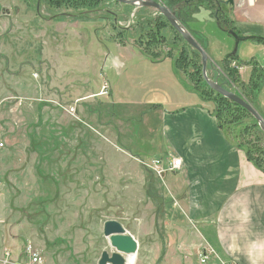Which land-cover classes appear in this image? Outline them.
<instances>
[{
	"label": "rangeland",
	"instance_id": "1",
	"mask_svg": "<svg viewBox=\"0 0 264 264\" xmlns=\"http://www.w3.org/2000/svg\"><path fill=\"white\" fill-rule=\"evenodd\" d=\"M27 1L0 0V264L5 251L22 260L27 245L39 253L42 264H97L102 252H115L102 234L106 221L118 222L135 240V264H196L201 255L214 254L205 246L194 252L170 248L179 245L172 232L183 225L184 207L173 205L165 181L130 155H141L127 144L138 142L139 136L135 141L130 133L141 131L137 117L142 110L125 112L132 121L121 119L104 81L126 72L120 85H131L129 78L140 61L126 69L135 63L129 58L136 52L153 61L171 54L174 63L184 47L195 50L149 7L102 0L96 10L84 13ZM154 1L164 5L165 0ZM254 1L248 10L264 11V0ZM232 6H225L228 19L241 14L235 15ZM199 7L216 14L204 3ZM203 15L193 16V28L216 41L207 42L208 50H218L222 41L232 53L234 39L220 32L216 22L206 25ZM160 18L166 26L158 24ZM185 31L201 47L202 39ZM253 46L252 41L239 44L240 62L260 55L259 48L249 54L243 50ZM110 64L113 71L108 72ZM176 70L192 86L197 73L190 67L184 74ZM151 73L154 69L147 75ZM140 83L137 79L135 88ZM263 88L259 103L248 104L264 121ZM147 115L155 119L151 112ZM246 122L229 132V140L241 142L244 155L250 146L253 159L264 168V150L259 148L264 134L258 124V141L248 133L238 137ZM144 150L151 153L149 147Z\"/></svg>",
	"mask_w": 264,
	"mask_h": 264
},
{
	"label": "crops",
	"instance_id": "2",
	"mask_svg": "<svg viewBox=\"0 0 264 264\" xmlns=\"http://www.w3.org/2000/svg\"><path fill=\"white\" fill-rule=\"evenodd\" d=\"M242 3L243 0H233V13L241 14L230 20L240 37H254L248 41L255 42V46L246 47L244 51L249 54L251 48L253 51L260 49V55H251L245 62L252 60L264 68V45L256 41L264 39V22H259L264 19V11L248 10L254 7V0ZM201 12L206 25L214 22L207 8L199 9L195 16ZM193 16L192 25L196 21ZM198 33L207 42H216L206 38L205 33ZM218 42V50H208L207 46L209 59L214 61H220L230 49L228 44ZM217 53L222 54L221 58H215ZM131 60L135 63L127 66L126 71L136 68L135 64L140 61L137 75L129 78L131 85H120L126 72L116 80L108 77L104 81L109 87L110 103L121 111V119L132 121L125 112L142 110L141 116L137 117V123L141 120L143 123L141 131L138 128L130 133L135 141L139 136L138 142L134 144L129 140L127 144L141 155L126 152L143 164L152 160L167 164L170 157L181 161L180 169L165 172L161 179L165 181L163 188L173 205L184 207L183 225L172 232L179 245L170 248H174V252L178 249L194 252L197 248L208 247L214 254L208 256L207 264H264V174L225 136L209 113L210 105L202 102L192 86L186 83L171 58L153 61L136 52L129 58ZM141 66L144 70H139ZM150 69H154L151 76L147 75ZM108 70L113 71L111 64ZM250 71L247 66L239 68L243 83L248 82ZM150 77L153 83L149 82ZM137 79L141 83L135 88ZM163 93L167 95L165 98ZM147 111L155 115V119H148ZM146 147L151 149L150 154L144 150Z\"/></svg>",
	"mask_w": 264,
	"mask_h": 264
},
{
	"label": "trees",
	"instance_id": "3",
	"mask_svg": "<svg viewBox=\"0 0 264 264\" xmlns=\"http://www.w3.org/2000/svg\"><path fill=\"white\" fill-rule=\"evenodd\" d=\"M39 1L44 2L48 6L54 7L56 9H61L63 7L72 8L75 11L82 10L84 13H88L96 10L99 4L102 2V0H36V4ZM185 1L186 0H165L164 6L169 10H173L175 7L181 6ZM25 2L29 3L27 0H25ZM202 3L209 6V8L212 10L217 9V6L213 2V0H200L197 3L191 4L185 8H181V10L176 13V19L180 23V25H182L185 29H187L191 33V35H193L195 38L196 36H198L202 39L201 41L203 43L200 42V45L208 55L207 40L203 39V36H200V33L194 30L193 28L194 26L192 25L193 24L192 15H195L196 13L199 12L200 9L199 6L200 5L202 6ZM225 9L226 7L224 5H221L219 11L216 14L215 12H213L210 13L209 16L214 21V23L216 22V19L218 20V24H219L218 29L221 32L228 35L227 33L228 31H233L239 36L238 32H236L235 27L233 26V22L230 19H228V17L225 15L226 14ZM192 11H194V13H190ZM186 15L187 16L191 15L189 16V21L185 20ZM158 21H159L158 24H160L161 27L166 26V23L164 21H161V18L158 19ZM157 29H160L159 26H157ZM152 34H154L155 36L157 35L155 33ZM176 39H179L182 42V38L178 34H176ZM152 41H153L152 43L156 42L155 40ZM256 41L264 45V39L258 38L256 39ZM148 43H150V41H148ZM169 57H171V54L167 55L166 58ZM174 65L176 69L180 70L182 73L185 72L188 67L191 68V72L197 73L196 75L197 78L196 79L192 78L191 80L193 83L192 88L202 102L211 104L209 113L211 114V116L215 118L218 127L221 129V131L225 134V136L228 139H229V132L234 129L236 131L237 125H241L244 122V120H247L246 122L247 124L245 123V126L243 127L241 134H239L238 137L242 138V136L245 133H248L249 135H252V138L255 140V142L258 141L259 136L261 134L256 121L244 109H242L241 107L237 106L234 103L229 102L227 99L223 98L222 96L213 93V91L209 89L208 85L203 80L201 74V63L198 53H196L195 51H191L188 47L186 48L184 47V49L181 50L176 61L174 60ZM245 66L251 68L250 77L247 83H243L241 81L238 72V69L240 67H245ZM206 72H207V77L211 81L216 82L222 88L228 91H232L231 88H234L235 94L238 97L244 99L250 105L251 104L257 105L259 103L258 97L264 86V68L258 67L252 60L243 63L238 61L237 54L233 55L232 53H228L220 61H214L212 59H209L207 63ZM209 91L213 93V96L211 93H209ZM263 105H264V101H263ZM224 113L226 115H224ZM228 116L230 118H228ZM243 144L248 145L250 144V141L243 140ZM234 145L242 150L243 146L241 142L238 144L236 143ZM259 148L264 150V144ZM244 150L247 161L253 164L255 168H257L264 174V168H262V166L256 160L253 159L252 157L253 150H251L250 146L246 147Z\"/></svg>",
	"mask_w": 264,
	"mask_h": 264
},
{
	"label": "water",
	"instance_id": "4",
	"mask_svg": "<svg viewBox=\"0 0 264 264\" xmlns=\"http://www.w3.org/2000/svg\"><path fill=\"white\" fill-rule=\"evenodd\" d=\"M118 3L134 6V7H149L156 10L161 16L165 18L168 24L184 39V41L195 50L201 59V74L205 83L213 90L216 94L222 96L228 101L238 105L244 109L258 124L260 130L264 134V121L261 116L243 99L235 95L234 93L222 88L219 84L211 81L207 77V63L209 61V56L207 53L195 42V40L185 31V29L180 25L176 19V13L181 10V8L187 7L189 4L196 3L200 0H186L181 6L175 7L173 10L167 9L164 5L156 2L154 0H114ZM217 6L216 13L219 11L220 5L225 6L233 5V0L218 1L213 0ZM216 24L218 20L216 19ZM234 39V47L232 54H236L238 45L241 42L252 40L254 37H240L233 31L227 32ZM103 237L106 238L110 244V247L115 250V252L110 255L107 252H102L100 259L97 264H125L126 256L134 255L137 252V243L131 236H129L123 227L116 221H106L103 224L102 229Z\"/></svg>",
	"mask_w": 264,
	"mask_h": 264
},
{
	"label": "built area",
	"instance_id": "5",
	"mask_svg": "<svg viewBox=\"0 0 264 264\" xmlns=\"http://www.w3.org/2000/svg\"><path fill=\"white\" fill-rule=\"evenodd\" d=\"M0 147H2V143H0ZM145 165L148 166L159 179H161L165 172H175L180 169L181 161L179 158L175 159V157H172L167 164H163L161 160H152L149 165ZM3 259V264H42V258L31 245H27L24 247L22 260L19 261L13 259L9 251H5V253H3ZM207 260L208 255H201L199 257L198 263L196 264H207Z\"/></svg>",
	"mask_w": 264,
	"mask_h": 264
},
{
	"label": "bare ground",
	"instance_id": "6",
	"mask_svg": "<svg viewBox=\"0 0 264 264\" xmlns=\"http://www.w3.org/2000/svg\"><path fill=\"white\" fill-rule=\"evenodd\" d=\"M251 1V0H250ZM136 261V255H128L126 257V264H135Z\"/></svg>",
	"mask_w": 264,
	"mask_h": 264
},
{
	"label": "flooded vegetation",
	"instance_id": "7",
	"mask_svg": "<svg viewBox=\"0 0 264 264\" xmlns=\"http://www.w3.org/2000/svg\"><path fill=\"white\" fill-rule=\"evenodd\" d=\"M220 1L222 2L223 0H220ZM224 1H225V0H224ZM198 2H199V1H198ZM196 3H197V2H196ZM193 4H194V3H193ZM189 5H191V4H189ZM189 5H188V6H189ZM221 5H222V4H221ZM221 5H220V6H221ZM223 5H224V4H223Z\"/></svg>",
	"mask_w": 264,
	"mask_h": 264
}]
</instances>
